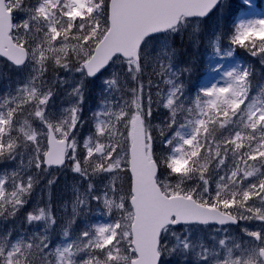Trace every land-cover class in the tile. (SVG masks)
Returning a JSON list of instances; mask_svg holds the SVG:
<instances>
[{
  "label": "snow or ice",
  "instance_id": "snow-or-ice-1",
  "mask_svg": "<svg viewBox=\"0 0 264 264\" xmlns=\"http://www.w3.org/2000/svg\"><path fill=\"white\" fill-rule=\"evenodd\" d=\"M0 65V264H264L254 0H0Z\"/></svg>",
  "mask_w": 264,
  "mask_h": 264
},
{
  "label": "rangeland",
  "instance_id": "rangeland-1",
  "mask_svg": "<svg viewBox=\"0 0 264 264\" xmlns=\"http://www.w3.org/2000/svg\"><path fill=\"white\" fill-rule=\"evenodd\" d=\"M236 1V0H235ZM258 1V10L260 11H264V0H254V3L256 4ZM238 2V5L240 3V0H237ZM200 50L202 51V54L206 51L203 46H201ZM200 68H199V71H197L195 74H194V78L192 79V82L195 83V78L197 77L198 80H204V81H209L212 79V74L211 73H208L206 71V68H205V59L203 57L202 59V62L200 63ZM225 66H228L227 63L225 64ZM0 72H3V73H6L7 74V77L9 80H14L16 77L14 75V73L12 72L11 69H8V68H5L3 65H0ZM260 78V73H259V77L258 79ZM155 80V78H153ZM153 97H155V90H153ZM145 100H146V96H145ZM94 103H95V99L94 97L92 99L89 100L88 104L85 106V115H88V109L92 108L94 106ZM155 123V121H154ZM87 131V128H85V132ZM63 183H64V177L63 176H60V183L56 186V189H55V192H56V195H59L60 194V191L63 187ZM56 215L58 217V219L60 220V222L62 223V217H63V209L60 208L59 205H57L56 207ZM68 212L70 213L71 212V208L69 206L68 208ZM16 223H19V221H17ZM5 227H13L12 224H7L5 225ZM59 227V225H57V228ZM73 232H75V229H73ZM57 239H59V237L57 236Z\"/></svg>",
  "mask_w": 264,
  "mask_h": 264
},
{
  "label": "trees",
  "instance_id": "trees-1",
  "mask_svg": "<svg viewBox=\"0 0 264 264\" xmlns=\"http://www.w3.org/2000/svg\"><path fill=\"white\" fill-rule=\"evenodd\" d=\"M233 10L234 11H236L235 10V7H233ZM201 57H203L202 55H198V58H197V68H196V71L193 73V75H192V79L194 78V74L197 72V71H199V68H200V63L202 62V59H201ZM236 58H237V60H244V61H246V62H250L251 61V59L252 58H250V57H248V55H247V53H244V52H242V51H240L237 55H236ZM249 66H251V64H249ZM257 69H258V71H257V73H256V75H257V78L259 77V65H258V62H257ZM198 79H197V77L195 78V82L197 81ZM155 110V109H154Z\"/></svg>",
  "mask_w": 264,
  "mask_h": 264
},
{
  "label": "water",
  "instance_id": "water-1",
  "mask_svg": "<svg viewBox=\"0 0 264 264\" xmlns=\"http://www.w3.org/2000/svg\"><path fill=\"white\" fill-rule=\"evenodd\" d=\"M130 175V174H129Z\"/></svg>",
  "mask_w": 264,
  "mask_h": 264
}]
</instances>
